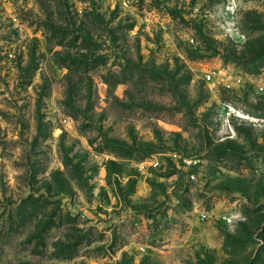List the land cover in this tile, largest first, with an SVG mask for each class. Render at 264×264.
Returning a JSON list of instances; mask_svg holds the SVG:
<instances>
[{
    "label": "rangeland",
    "instance_id": "rangeland-1",
    "mask_svg": "<svg viewBox=\"0 0 264 264\" xmlns=\"http://www.w3.org/2000/svg\"><path fill=\"white\" fill-rule=\"evenodd\" d=\"M0 264H264V0H0Z\"/></svg>",
    "mask_w": 264,
    "mask_h": 264
}]
</instances>
